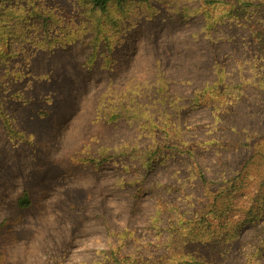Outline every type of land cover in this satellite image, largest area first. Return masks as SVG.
<instances>
[{
	"label": "rangeland",
	"instance_id": "obj_1",
	"mask_svg": "<svg viewBox=\"0 0 264 264\" xmlns=\"http://www.w3.org/2000/svg\"><path fill=\"white\" fill-rule=\"evenodd\" d=\"M90 2L34 0L67 42L30 56V101L7 102L9 126L0 116V264H191L183 222L209 196L196 168L215 188L242 174L245 212L264 198V0L243 22L203 0L131 2L115 8L116 26ZM39 20H27L35 42ZM18 48L0 64V88L20 68ZM220 78L232 102L241 96L235 106L197 105L217 97L198 93ZM242 235L213 264H264V219Z\"/></svg>",
	"mask_w": 264,
	"mask_h": 264
},
{
	"label": "trees",
	"instance_id": "obj_2",
	"mask_svg": "<svg viewBox=\"0 0 264 264\" xmlns=\"http://www.w3.org/2000/svg\"><path fill=\"white\" fill-rule=\"evenodd\" d=\"M90 1L92 6L91 10L98 12L97 15L100 16L101 20L106 19L108 24L114 23L116 26L122 16H119L118 13L115 12V8L124 13L126 11L125 8H123L124 5L131 2L148 3L150 0ZM203 2L212 8L222 9V11H225L226 15H231V17H235V19L240 22H243L241 21L242 19L250 17L254 12L253 8L257 6L254 0H203ZM261 4H264V2ZM25 10L31 12V15L36 13L38 19L41 20L33 22V25L38 29H43L46 35L39 42L32 41V37H29V32H27V30L31 27V24L27 22V20L31 18V15L26 16L24 14ZM43 14H45V12H43L38 5L34 4V0H0V64L5 65V59L10 56V52L14 50L16 45L19 46L18 49L22 52V55L18 54L20 68L14 67L9 69L13 71L8 77V81L0 88V116L4 119L6 126H9V122L12 120L10 113L12 106H7V102L20 103L25 100L23 103H27L30 101L25 99V92H23L22 87L25 86V83L29 84L31 82V73L28 72L26 80H24V76L21 75V69L30 62V56L35 54V52L39 50V47L44 49V47L49 45L50 47L58 43L64 45L67 42L64 38V31L60 32L58 36L53 33L54 31H58L55 22H58L59 19L52 15L44 16ZM61 29H64V27L61 26ZM102 34L103 26L99 25L96 38L98 39ZM22 81L23 83H21ZM233 89L232 86L226 85L224 80L220 78L216 80L212 86L206 87L198 93L204 94L202 95V98H204L206 94L211 95L212 90H214L215 93L213 92V95H217L218 98L211 95L212 102H207L209 101L208 98V100L197 105L207 107L215 106L217 109L212 108L219 112H221L222 109H232L236 101L241 98L240 96L232 102L235 98L232 94ZM182 145L185 147V153L191 155V145V148L188 143H182ZM196 170L199 174L200 183L209 192V196L207 197L206 204L200 210V216L197 217L198 219L193 220V218H191L183 222L185 228H190V231L186 234V237L189 239L186 243L187 245L191 244V247H195L196 249V253H192L193 259H191V264H213L219 259H224L227 255L233 253L236 244L240 242L243 237L242 229L246 224H256L259 220L264 219V198L261 200L259 195L256 196L251 204L246 206L247 210L245 212V208H243L244 205H240L237 200L239 192L247 186L245 179L239 180L242 174L236 177L231 185L215 188L200 167L196 168ZM31 203V199L27 193L18 200L19 206L23 208L29 207ZM238 209H242L246 214L243 220L236 216V211ZM177 224H182V221ZM177 224H174L176 229L179 228ZM263 251L264 243L260 246L259 255H261ZM139 262L140 261L130 262L121 258L112 261L111 264H141ZM164 263V261H161L156 264Z\"/></svg>",
	"mask_w": 264,
	"mask_h": 264
}]
</instances>
